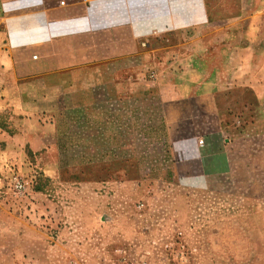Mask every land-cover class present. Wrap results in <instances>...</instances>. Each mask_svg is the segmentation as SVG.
Returning a JSON list of instances; mask_svg holds the SVG:
<instances>
[{"label":"rangeland","instance_id":"1","mask_svg":"<svg viewBox=\"0 0 264 264\" xmlns=\"http://www.w3.org/2000/svg\"><path fill=\"white\" fill-rule=\"evenodd\" d=\"M129 1L93 2L139 11L137 38L97 32L46 77L11 68L0 6V264H264V0H203L196 33L152 30L160 0ZM204 81L225 146L211 174L187 166L212 136Z\"/></svg>","mask_w":264,"mask_h":264},{"label":"crops","instance_id":"2","mask_svg":"<svg viewBox=\"0 0 264 264\" xmlns=\"http://www.w3.org/2000/svg\"><path fill=\"white\" fill-rule=\"evenodd\" d=\"M93 1L0 0L2 11L9 10L10 12V14L1 17V24L9 36L4 37L6 39L4 45L5 51L11 59L13 71L21 77H38L41 75H45L43 77H46L56 71L65 69L67 66L76 68L85 60L78 58L77 51L79 49L75 45L79 40H91L97 32L106 33L107 38L130 40L139 36L138 24L141 20L139 11L135 12L133 10L131 14L126 11L127 14L124 16V5L122 4L119 10L117 9L118 7L116 8V11H120L123 14V20L97 23L95 19L99 14L113 15L116 11L105 3L102 5H105V8L100 10V7ZM129 2L128 0V4ZM51 4H60L57 6H64V9H59L57 16L48 21L44 15L46 13L44 7H48ZM159 4L153 7V15L151 16L153 22H151V26L153 27L152 30H157L161 33L164 30L181 33L182 30L186 28L188 30L191 27V29H194L192 33H196V29L202 26L206 19L203 0H160ZM130 5L131 8H137L140 3ZM155 7H161L157 17H155ZM185 7L188 8L181 13L185 15L182 25L174 23L172 20L173 15H175L174 12L179 13ZM176 8L178 10H175ZM193 16L195 18L194 22ZM49 22L51 23L49 24ZM45 23L48 24L49 29H46ZM188 36L179 34V40L181 41V38L187 39ZM65 39L68 40V44H61V41ZM32 50H36L37 53L32 54ZM170 52L174 54L179 53V51ZM62 55L71 57L69 65L70 58H68V61H63L60 59ZM175 57H178V54ZM175 62L176 60L172 61L170 65L173 66ZM208 86L209 84L206 81L201 82L198 91L193 93L192 96L196 102L202 103L204 109L203 115L212 125V136L205 134L208 136L203 141L206 144L204 143L202 147H199L197 141L196 152L187 162L189 169H191L190 164L194 162L196 168L203 174L217 173L226 168L225 146L221 135H219V116L216 110L214 95Z\"/></svg>","mask_w":264,"mask_h":264},{"label":"built area","instance_id":"3","mask_svg":"<svg viewBox=\"0 0 264 264\" xmlns=\"http://www.w3.org/2000/svg\"><path fill=\"white\" fill-rule=\"evenodd\" d=\"M35 57V56H34ZM202 140H199V143L202 144ZM16 186H20V184H17Z\"/></svg>","mask_w":264,"mask_h":264}]
</instances>
